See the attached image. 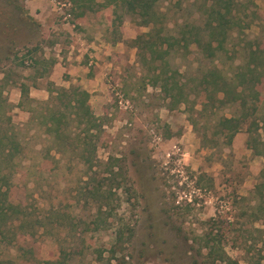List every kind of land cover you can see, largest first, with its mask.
<instances>
[{
    "label": "rangeland",
    "instance_id": "obj_1",
    "mask_svg": "<svg viewBox=\"0 0 264 264\" xmlns=\"http://www.w3.org/2000/svg\"><path fill=\"white\" fill-rule=\"evenodd\" d=\"M215 1L159 2L163 35L195 28L205 36ZM99 5L0 0V131L12 129L19 145L14 196L39 221L32 238L16 234L17 247L25 238L20 247L34 250L28 264H199L195 242L212 231L228 258L264 264V158L247 149L246 125L229 144L217 135V120L240 109L202 108L210 95L201 86L207 71L233 81L250 52L264 54V0H232L234 25L211 59L189 41L170 50L159 70L177 72L187 99L176 105L150 86L134 48L148 29ZM70 86L88 93L101 126L87 153L73 126L50 137L25 112L28 101ZM11 233L0 236V259L20 264Z\"/></svg>",
    "mask_w": 264,
    "mask_h": 264
},
{
    "label": "trees",
    "instance_id": "obj_2",
    "mask_svg": "<svg viewBox=\"0 0 264 264\" xmlns=\"http://www.w3.org/2000/svg\"><path fill=\"white\" fill-rule=\"evenodd\" d=\"M99 1L101 8L109 9L112 12L116 10L115 8L122 9L126 14L136 19L138 26L148 29L146 33L134 39V48L138 50L140 64L147 69L150 75V86L158 88L159 92L169 98L173 105L185 103L187 98L182 95L183 86L176 79L177 72L174 71L168 75L167 65L166 71H162V68L159 70L170 50L175 46L187 50L189 41L200 49L206 59H211L215 52L223 50L227 32L234 25L232 0H216L210 5L202 30L205 32V36L196 30L194 32L195 28H187L179 32L178 38L163 35L162 14L156 10L159 2L168 0ZM156 63L159 64L155 65ZM233 79V81L225 79L215 70L207 71L201 78V86L209 88L210 98L208 95L205 97L206 101L210 102L202 104V108L237 104L240 109L237 116L220 117L217 120L215 124L217 135L223 136L226 143L229 144L240 127L246 125L245 144L247 149L251 150L254 155L264 158V92L259 95V91L256 90L257 86L264 81V54L258 56L255 52H250L248 61L237 67ZM51 93L46 101L34 102L33 107L28 101L29 107L25 112L30 115L29 119L38 118L44 133L50 137H55L65 131L71 133L70 127L73 126L78 132H81L82 138L79 142L83 147L82 151L87 153L90 140L96 137L94 132H98L101 127L91 112L88 93L78 86H70L67 89L60 87L53 91V96ZM19 94L21 99L27 98V92L23 87L19 88ZM246 97L252 104L248 112H246ZM0 115L5 117V114ZM96 141L98 140L96 139ZM18 151L19 145L13 130L0 131V228L2 227L4 231L6 229L12 231L10 240L16 247L18 245L16 234L32 238L36 224L39 222L36 218L33 221L29 219L28 212H25L21 203L14 196L15 188H18L14 162ZM85 157V155H81V160L88 164L89 160ZM262 209L264 206L261 207ZM3 232L0 231V236H3ZM220 237L216 232L209 231L198 238V242L195 243L199 246L195 254L201 259L199 264H238L237 261L228 258L222 252ZM116 238L118 240L120 235H117ZM22 239L23 242L19 243L20 246L26 243L25 238ZM20 246L17 247L20 252L18 256L21 257L20 264H28L29 259L31 260L29 257L34 250ZM202 250L205 251L204 254H201ZM44 263L49 264L50 262ZM0 264H11V261L0 259Z\"/></svg>",
    "mask_w": 264,
    "mask_h": 264
}]
</instances>
